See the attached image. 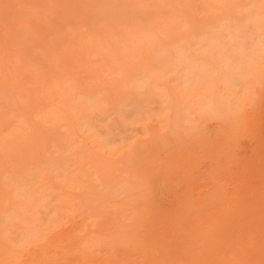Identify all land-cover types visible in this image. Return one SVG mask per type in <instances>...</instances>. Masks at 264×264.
<instances>
[{
    "label": "bare ground",
    "instance_id": "bare-ground-1",
    "mask_svg": "<svg viewBox=\"0 0 264 264\" xmlns=\"http://www.w3.org/2000/svg\"><path fill=\"white\" fill-rule=\"evenodd\" d=\"M263 76L264 0H0V264H264V205L201 168Z\"/></svg>",
    "mask_w": 264,
    "mask_h": 264
},
{
    "label": "rangeland",
    "instance_id": "rangeland-1",
    "mask_svg": "<svg viewBox=\"0 0 264 264\" xmlns=\"http://www.w3.org/2000/svg\"><path fill=\"white\" fill-rule=\"evenodd\" d=\"M259 84L256 85L258 88L257 89L255 88V91L253 93L254 95L250 100L251 102L248 103L249 106H247L246 107L247 109L245 108L246 110L244 111V113H242L244 117L242 115V118L238 120V122H240L239 124H237L238 122H236L237 129L236 128L235 129L237 134L234 138V133H235L234 130L233 131L234 140L232 136L227 138L228 141L229 138L230 141L232 139L234 145L231 146V144H228L230 141L228 142L226 140V137H223V139L226 140V144H228L232 148H228V149H226L227 147L222 148V150L224 149V151L220 152L219 156H221V158L219 159L217 157L219 160H221V163L223 162L222 165H220L221 163L218 164L220 165V167L223 166L221 167V170L220 167L217 165V163H215L214 161L213 163L210 162L207 165L205 164V168L203 167L204 165L201 167L202 169L204 170L206 169L207 171H209L208 169L210 168L215 169L219 171V173H222L223 170L224 171L226 170L225 172L223 171L222 173L223 174L222 183L225 184L224 187L226 189L228 188L227 190H230L228 192L231 193L232 195L235 194L237 191L236 195L238 194L237 198L239 197L238 199L240 201H242V198L245 196L243 201L244 203H247L249 198L247 197V195L249 194L250 199L253 198L252 200L253 204H251V202H248L249 204L247 203V205L250 204L251 206L254 205L253 208H256L258 203L259 204L261 203L260 206L264 205L263 202L264 201V76L259 82ZM221 129H222L221 120H219L215 116L208 125V135L210 133L211 138L215 136L217 137V139L220 138L219 144L220 146L224 147L226 145H223L225 144V142L222 143V141L224 140L222 139ZM228 151L231 154V155L228 154L229 157L227 156V154H225L228 153ZM222 152L224 156H222L221 154ZM225 156H226V160H224ZM222 158L224 159L222 160ZM216 166L219 167V170L217 169ZM199 169L200 168H198V170ZM204 170L200 169V171H198V174H196V178L195 177L194 178L197 179L198 176H201L207 172V171L204 172ZM168 171L169 170H167L163 175L159 176L154 184V191L158 202V206L160 207L161 210H163L166 213L170 212L175 208V206H177L176 197H178V194L183 191V189L187 184L186 179L175 174L174 172L169 173L170 171L169 172ZM210 172H212V170ZM231 186L235 188H232ZM250 186H252V188ZM239 187H241L242 189L240 188L241 190H238ZM232 189L233 190L236 189V190L232 191ZM250 189L252 192H254V195L252 194ZM254 189L257 190L258 193L259 192L260 193L258 194L257 192H255ZM245 192L247 193L246 195ZM255 195H257V197L261 196L259 197L261 199L255 197ZM241 196L243 197L240 198ZM256 203L257 205L255 207Z\"/></svg>",
    "mask_w": 264,
    "mask_h": 264
}]
</instances>
